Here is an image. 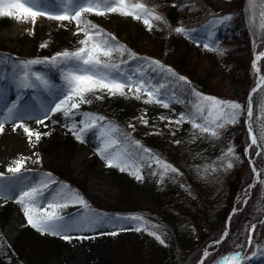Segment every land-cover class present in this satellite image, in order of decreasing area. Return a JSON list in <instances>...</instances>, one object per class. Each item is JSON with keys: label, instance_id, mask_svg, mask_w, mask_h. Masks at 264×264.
<instances>
[{"label": "rangeland", "instance_id": "1", "mask_svg": "<svg viewBox=\"0 0 264 264\" xmlns=\"http://www.w3.org/2000/svg\"><path fill=\"white\" fill-rule=\"evenodd\" d=\"M206 1L208 6L216 12L235 9L241 4V0ZM42 6L55 12L63 5L61 0H42ZM184 13L187 12H182V14ZM187 15L189 14L187 13ZM84 19L111 28L117 23V19L111 18L109 14L101 16L85 13ZM142 23V21H138L132 24L130 31L136 33ZM60 31H77V25L75 22H61L48 19L45 16H38L34 25L31 20L25 23L18 22L11 17H0V61H4L0 63V104H3L1 106L4 108H11L10 102L3 99V96L5 93L12 94L25 105V107L19 106L23 108L13 109L17 118L27 122L47 118L46 123H36L35 127H30L31 131L41 133L38 142L34 136L30 141L28 134L24 135L29 139L30 149L42 159L40 167L31 170L22 167L19 173L13 174L6 171L8 166L0 159V173H3V176H0V237L22 264H143L142 258L146 260L153 255L156 257L154 261H158L160 264L171 253L173 243L179 253H182L188 244L189 246L199 244V236L201 239L200 233L203 232L204 227L205 229L207 227L217 228L224 225L220 236L209 240L203 246L201 256L196 264L204 263L205 251L211 253L225 239L224 234L228 235L232 213L240 211L251 195H253L251 199L253 198V202L256 204V211L262 209L264 205V185L258 183L252 170L251 180L232 193L231 200L234 201L231 202L225 219L223 215L219 214L225 208L224 197L228 193V182L232 183L234 180L233 171L240 165L250 166L252 169L255 166V157L251 155L249 144L238 147L231 134L227 136L226 132H220L219 138H212V140L207 136L194 134L188 123L180 126L174 123L170 124L169 120L175 121L179 113L185 110L184 103L173 102L168 109H165L159 104H145L142 99L134 98L131 93L127 96L95 94L103 95V98L98 100L107 104V109H103L104 113L117 121V110L126 107L128 116L125 117V121L130 120L129 125L142 123L140 118L143 117L147 122L159 121L160 123L155 125V129L163 126L170 132L184 131L190 135V139L197 142L199 140L201 145L204 143V154L197 167L193 169V173L196 179L205 186L204 189L207 190L205 197L208 196L211 199L200 202L195 190H191L193 188L183 181L184 185L179 188L181 202L180 205H175L178 218L170 222L172 236L166 231L165 234H162L161 227L151 218L143 215V212L154 213L160 217L162 215L158 206L153 202L151 187L145 182L144 176L142 180H139L127 168L125 171H121L117 166H108V159L113 158L118 152L127 151L125 147L121 144L117 149H109L113 153V157H110L108 153H102L101 150L104 148L100 134L102 129L84 131L81 133V138L77 139L74 133L79 132L83 127L81 114L85 112L82 110V104L79 109L72 110L73 115L70 117L56 112L55 117L49 119L50 109L63 98L66 91L64 76L71 70V66L66 65L53 79L49 78L46 72L39 70L38 65H32L30 71L39 73L48 81V86L18 87L15 74L20 69L16 66H22L23 61L33 60L43 55V49L55 42L56 35ZM126 33L122 37L128 40ZM158 33L156 30H147V27L142 30L139 34V48L146 53H159V47L163 42ZM230 42L238 45L242 43L238 38ZM45 43L47 46L41 47ZM205 43L210 47L218 46L223 50V54L205 49L203 46ZM261 52H264V44L261 49L253 51L252 55L244 56L239 55L236 51L228 50L223 45H213L207 38L197 37L185 40L181 37L177 48L175 50L168 49L164 56L169 63L177 62L185 57L186 67L180 68L183 69V74L188 76L186 78L194 79L202 76L209 80L210 93L204 95L234 101L245 106L246 101L248 105L250 103L249 99L254 93L253 89L257 88L259 76L264 75L260 61L256 62L260 72L256 73L254 80H252L250 72V68L253 70L255 56ZM116 56L117 54H113L112 59ZM137 68L128 66L125 73L132 74ZM149 78L153 83L167 84L165 91L169 93L174 90L167 81L151 77L147 72L145 79ZM125 91L127 92V89ZM95 95L88 94L87 97L96 99ZM261 105H264V88H259L257 106L253 109V126L256 127H258L256 117L260 114ZM161 117L165 119L162 120ZM246 121L247 114L245 112L240 115L237 123L230 125L234 129L242 131L243 127L247 128ZM109 123L107 120L103 124L107 127ZM88 137L93 140L95 147L82 154L81 146ZM229 145L234 147L235 155L239 159L233 158V167L225 170L224 162L218 158L223 155ZM243 159H246V164ZM113 163H119V158H114ZM206 165H212L217 170L206 173L204 172ZM261 165L260 167L255 166V170L260 173L259 180H264V149L261 150ZM244 168L242 167L239 177L235 180L236 186L241 183L243 177L241 173ZM41 182H46L49 185L47 189H43V195L40 198L41 209L46 208L48 202L61 203L64 199L73 204L74 209L62 221L64 227L60 230V234H42L35 229L36 236L34 238L25 237V229L31 225L28 224L24 214V206L16 203V200L22 190L36 186ZM250 185H255V187L249 188ZM209 186L211 187L209 188ZM4 188L10 189L12 195H5L2 191ZM254 188H256V192L253 191ZM77 194L83 198L88 207L76 202ZM200 194L202 191L199 192ZM239 201L243 202V206L237 205ZM15 217L18 218L16 223L13 222ZM131 217H142V220L131 219ZM210 219H214V221H210ZM263 220L264 217L261 220H252L249 215L241 219V230L235 232L233 236L231 235L227 245L228 249L223 251L225 255L242 252L251 257L244 264H264V242L254 243L252 247H249L247 243L250 227L252 225L256 227L257 223ZM137 227L147 230L137 231L135 230ZM149 232L158 234L164 243L161 244ZM113 233L116 234L113 235ZM253 234L254 232L252 241ZM65 235L69 239H64ZM217 240L221 242L215 243ZM215 245L216 247L213 248L212 246ZM254 252L256 255L252 256Z\"/></svg>", "mask_w": 264, "mask_h": 264}, {"label": "snow or ice", "instance_id": "2", "mask_svg": "<svg viewBox=\"0 0 264 264\" xmlns=\"http://www.w3.org/2000/svg\"><path fill=\"white\" fill-rule=\"evenodd\" d=\"M62 7L55 12L46 9L42 6V0H0V17H11L18 22H28L31 20L35 24L38 16H45L48 19L56 21L75 22L77 25L76 34L83 33V39L79 41L80 47L74 51L65 50L57 53L51 58L45 60L33 59L23 61L22 66L16 67L20 71L16 72L17 84L20 88H33L39 85L48 86V81L45 80L39 73H32L30 66L50 62L54 65H70L71 70L65 76L66 91L63 98L56 103L50 111L53 113H62L65 117L73 115V109H79L81 104L91 103L90 99L86 97L88 94L95 95L96 93L107 94L109 96L120 95L127 96L129 93L136 99H142L145 104H159L161 107L168 109L173 102L184 103L183 100L176 98L175 90L170 93L165 91L167 84L155 82L152 79H145L147 69L152 71H161L168 75L175 77L179 81H183L190 86V81L186 77L177 76L173 69L161 64L158 60H150L147 62V69L143 66L137 68L134 73L126 74L121 71L120 64L112 62L113 54L124 56L127 54L131 59L136 60L138 57L126 48V46L116 42V38L109 33L100 29L99 26L93 24L90 20L84 19L85 13L95 15L118 14L125 17H131L135 20L142 21L149 31L152 30L154 23L159 22L169 28L166 18L157 11L156 6H150L145 0H61ZM248 7L246 11L249 13L250 23L257 29L260 39L264 41V0H247ZM175 7V5H172ZM230 20L231 16L223 18ZM222 22V21H221ZM177 34H187L188 30L183 26L171 28ZM47 44H42L41 47H46ZM204 48L209 51H217L223 54V50L218 46L210 47L205 43ZM264 59V52L255 56L253 62V70L255 73L260 72L257 67V61ZM4 61H0L3 63ZM123 62V61H122ZM259 88H264V75L258 78L257 88L253 89L256 92ZM127 89V92L125 91ZM191 95L194 98L187 109L179 113L175 121L169 120L170 124L180 126L184 123L191 125L194 134L199 136H207L209 138L218 139L220 130L225 129L230 124L238 122L240 115L246 112L247 114V128L249 132L250 142L249 149L254 148V155L260 156L261 150L264 149V105L260 106V114L256 117L258 131L253 127V108L251 102L247 107L240 105L234 101L221 100L216 97L206 96L198 92L195 88H191ZM96 99H102L103 95H95ZM17 105H13L8 109L10 117L14 114L13 109ZM47 115V113H46ZM83 127L79 132H75L77 139L81 138V133L92 129H102L101 137L103 139L104 148L102 153H108L113 157V153L109 149H117L120 147L123 140H129L127 134L121 133L120 129L114 125L109 124L107 127L103 124L105 117L95 114L84 113ZM142 123L147 125V120L140 118ZM161 119H165L161 117ZM38 123H43V120H38ZM23 128V131L28 134L29 139L34 136L38 142L41 138V133L33 132L23 124L18 125ZM75 127V126H74ZM134 127V126H131ZM15 130V129H13ZM4 131V124L0 123V133ZM120 133V135H116ZM140 149V152L133 155L127 151L118 152L113 158L108 159V166H117L121 171L127 170L135 174L136 179L142 180V169L144 167L158 168L161 180L173 173L175 175H183L179 169L172 164L163 160L161 157L153 154L150 149L143 148L139 141L134 142ZM180 143V141H176ZM247 151V149H246ZM119 158V163L114 164L113 159ZM239 159L235 155L234 147L229 145L227 150L218 159L223 163L225 170L233 167L232 159ZM24 166V160H17L14 165L8 167L9 173L17 174ZM134 170V172H133ZM217 169L212 165H206L204 172H215ZM253 172L257 177L258 183L264 185V180H259L260 173L256 172L253 166ZM156 174V173H154ZM50 175V174H49ZM3 176V173H0ZM48 183L41 182L36 186L29 187L19 193V198L16 203L23 205L24 214L30 224L37 231L42 234L51 233L53 235L60 234V230L64 227L62 221L64 217L60 215L63 208L69 206L68 203L48 202L47 207L41 209V197L43 189L48 188ZM255 187L250 185L249 188ZM76 202L88 207L82 197L76 196ZM51 209V211H48ZM131 219H140L142 217H131ZM135 230H147L137 227ZM255 231V225L249 229L248 246L252 247V233ZM116 233H113L115 235ZM150 235L155 236L161 244L164 240L155 232H149ZM225 238L227 233L224 234ZM64 239H69L68 236H63ZM217 240L215 243H220ZM243 247V245H241ZM211 253L205 251V258L209 257ZM256 253H252L255 256ZM251 257L244 255L242 252H232L221 257L217 264H244V262ZM203 264V262H201Z\"/></svg>", "mask_w": 264, "mask_h": 264}, {"label": "trees", "instance_id": "3", "mask_svg": "<svg viewBox=\"0 0 264 264\" xmlns=\"http://www.w3.org/2000/svg\"><path fill=\"white\" fill-rule=\"evenodd\" d=\"M150 6H156L157 11L162 14L166 20L167 24L171 28L183 26L188 30L187 34H177L172 31L171 28L155 22L152 30H156L161 37L163 44L159 47V53L151 54L143 52L138 45L140 39L139 34L142 30H145L146 26L142 23L141 26L137 29L136 33L130 31V26L134 23H137L139 20H135L131 17H125L118 14H109L111 18L117 19V23L113 28L105 27L101 24L91 21L93 24L99 26L100 29H103L104 32L111 34L116 38V42L126 46L128 50L132 53H135L138 59L133 60L127 54L124 56L117 55L112 62L120 64V69L122 72H126L128 66H136L140 68L143 66L144 69H147V62L150 60H158L166 67H170L174 70L177 76L188 77L183 74V69L186 67V58L182 57L177 62L169 63L165 58L164 54L168 49L175 50L179 44V39L182 37L185 40L203 37L207 38L213 45H223L227 47L228 50L236 51L239 55H252L253 51L259 50L262 48L264 41L260 39V35L257 29L250 23L249 13L246 11L247 0H241V4L238 8L227 9L216 12L211 9L206 0H145ZM172 5H175L173 7ZM182 12L187 13L182 14ZM231 16L230 20H224V17ZM222 21V22H221ZM148 30V29H147ZM77 31L64 32L60 31L57 33L55 42L51 43L47 48H44L40 57L36 59L45 60L46 58H51L57 53L63 52L65 50L74 51L80 47L79 41L83 39V33L77 35ZM127 32V33H126ZM126 33L128 40H125L122 35ZM170 35V36H169ZM238 38L242 43L236 44L231 43V40ZM123 61V62H122ZM261 68L264 71V59L260 60ZM66 65H54L50 62L43 64H38L39 70L46 72L49 78H53L58 75L59 71L64 68ZM183 69H181V68ZM233 67V66H229ZM252 75V80L256 77V73L250 68ZM147 72L151 77H157L167 81L168 85L173 87L175 90L176 98L183 100L185 104V110L187 111L190 102L194 99L191 95V88H195L198 92L202 94L210 93V82L206 78L199 76L194 79L187 78L190 81V86L186 85L183 81L177 80L175 77L163 73L159 70L152 71L147 69ZM259 89L253 93L251 96L252 107L253 109L257 106V94ZM92 102L87 104H82V110L88 114H95L98 116L105 117V121L108 120L109 124H114L118 127L121 133L127 134L130 138L129 140H123L122 145L125 147L127 152L135 155L140 152V149L134 143L139 141V144L143 148L150 149L151 152L168 163L175 166L183 175H175L169 173L166 175L163 180L159 176V169L155 166L153 168L144 167L143 176L144 180L151 187L152 199L153 202L158 206L162 215L157 216L152 213L143 212L147 217L151 218L154 222L161 227V233L165 234L166 232L171 235V225L170 222L175 221L178 218V214L175 210V205L181 202L179 197V188L181 185H184L182 182L189 184L195 190L197 199L201 202L202 200L208 201L211 198L205 195L207 190L204 189L205 186L196 179V176L193 173V169L197 167L202 155L204 154L203 145L198 142L190 139V135L184 131H173L170 132L165 127H159L155 129V125L160 123L159 121H148L147 125L140 123H134L129 125L130 120L125 121V117L128 116V108L123 107L121 110H117L118 121L111 118V116L104 113L103 109H107V104L94 99L91 97H86ZM245 106H248L246 101ZM103 110V111H102ZM104 121V122H105ZM103 122V123H104ZM134 126V127H131ZM256 131L258 127L253 126ZM221 133L226 132V135L231 137L235 141V144L240 147L243 144H249V132L246 127H243L242 131L234 129L231 125H228L225 129L220 130ZM120 135V133H116ZM212 139V138H211ZM213 140V139H212ZM180 141V143H176ZM251 155L255 157V166L260 167L261 165V155H254V148L251 149ZM244 164L247 163L246 159ZM245 166H239L236 170L233 171V181L228 182L227 185V194L224 197L225 208L219 214L225 216L231 206L232 193L236 190L242 188L246 183H248L252 178V168L246 166L242 170V178L240 185L235 184V180L239 177V172ZM156 173V174H154ZM211 186H209L210 188ZM257 188V187H256ZM256 188L253 189L256 192ZM202 194L199 195V192ZM204 196V197H203ZM253 197V195H251ZM246 202L245 206L241 208L240 211L232 213L229 220V233L227 237L219 244V246L211 251V255L204 260L203 264H215L219 261V258L225 255L224 250L228 249L227 245L230 241L231 235L235 232L241 230V219L251 216L252 220H261L264 217V205L262 209L255 210L256 204L253 202V198ZM237 205L243 206V202H237ZM171 209H170V208ZM249 210V211H248ZM249 213V214H248ZM248 214V215H246ZM214 221V219H210ZM224 225L217 228L205 227L201 239L199 236V244L190 245L188 244L187 248L179 253L178 249L174 243L171 245V253L164 258L163 263L160 264H196L198 259L201 256L203 246L211 239H215L220 236ZM205 229V230H204ZM166 231V232H165ZM169 231V232H168ZM25 237L29 236L34 238L36 236L35 228L28 226L24 232ZM172 236V235H171ZM24 237V238H25ZM170 239H173L170 237ZM185 240V239H184ZM187 241V240H186ZM264 242V220L258 222L255 231L253 234V245L254 243H263ZM213 248L216 247L212 246ZM177 249V250H176ZM227 251V250H226ZM181 252V251H180ZM132 256V255H131ZM141 258V255H140ZM155 255L149 256L146 260H143V264H159ZM161 262V261H160ZM0 264H22L19 263V260L15 254L10 250L7 243L0 237Z\"/></svg>", "mask_w": 264, "mask_h": 264}, {"label": "bare ground", "instance_id": "4", "mask_svg": "<svg viewBox=\"0 0 264 264\" xmlns=\"http://www.w3.org/2000/svg\"><path fill=\"white\" fill-rule=\"evenodd\" d=\"M4 98L10 102L11 106L15 104L18 108L25 107V105L19 100H17L12 94L5 93L3 99ZM1 105L3 104H0V123L4 124V131L3 133H0V159H2L8 167L14 165V162L17 160H24L23 167L28 170L40 167V165L42 164V159L39 158L40 156L38 154L35 155V152L30 149L29 139L27 136L24 137V135H27V133L23 131V128L18 126L20 124H23L24 126L30 129V127H35L36 123L38 122L35 120H33L32 122L22 121L20 118H17L14 114L10 117L8 109L4 108V106ZM17 107L15 109H18ZM55 115L56 113H53L51 111V116H49V119L51 120L55 117ZM41 120L44 121V124L46 123L47 118H43ZM93 147H95V144L93 143V140L88 137L87 139H85V142L81 146L82 154L83 152L85 153L87 151L92 150ZM2 191L5 195H12L10 189L8 188H4ZM65 202L68 203L69 206L67 208L59 210L60 215L63 216L64 219H66V215H68L69 212H72V209H74V205L70 204L65 199L62 200L61 203ZM17 219L18 218L15 217V220L13 222L16 223Z\"/></svg>", "mask_w": 264, "mask_h": 264}]
</instances>
